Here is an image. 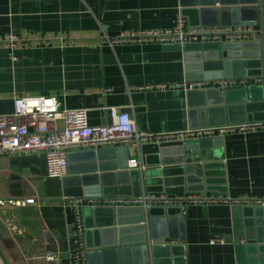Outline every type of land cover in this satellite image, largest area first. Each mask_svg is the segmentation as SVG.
Instances as JSON below:
<instances>
[{"label": "crops", "instance_id": "0c3cea01", "mask_svg": "<svg viewBox=\"0 0 264 264\" xmlns=\"http://www.w3.org/2000/svg\"><path fill=\"white\" fill-rule=\"evenodd\" d=\"M182 6L183 0H0V39H19L13 52L16 60L11 50L0 47V115L13 112L12 97L18 95L55 97L65 108H84L91 125L110 123L109 111L117 108L133 116L137 129L150 135L194 130L201 124L228 120L264 121L263 47L261 57H238L248 51L242 48L234 50L240 53L232 55L235 58H228L224 51L221 70H206L199 52L183 49L186 45L102 44L105 38L126 32L171 29ZM258 8L263 23L259 19L253 25L259 29L261 41L264 0H258ZM197 10L185 7L187 23L199 24ZM39 39L50 43L39 45ZM219 75L247 80L245 87L230 90V103L212 106L224 100L212 92H189L193 84L214 82ZM241 91L251 100L237 104ZM220 146L209 148L212 161L201 162L204 183L191 187L194 192H188L185 179L176 169L181 150H160L154 145H143L140 151L129 149V158H148L150 163L160 160L159 167L135 169L139 170V184L103 189V199L107 200L146 195L220 199L207 204L140 205L145 210L153 208L157 216L162 213L160 209L169 208L171 215L182 214L185 220L184 240L150 245L152 264H238L236 240L240 245L252 244V220L243 216L242 225L235 227L232 208L246 207L237 203L243 197L264 196V129L227 135L221 138ZM77 159L73 154L74 166L79 163H74ZM29 199L35 203L19 205ZM83 209V222L89 227H97V218L101 224L111 219L107 206H87L84 215ZM134 217L127 214L125 218ZM10 222L22 235L12 232ZM72 225L70 199L64 198L61 180L47 178L43 157L0 158L3 264H71ZM94 230L87 235L89 244L98 240ZM219 238L226 243L211 244Z\"/></svg>", "mask_w": 264, "mask_h": 264}, {"label": "built area", "instance_id": "2783aa9c", "mask_svg": "<svg viewBox=\"0 0 264 264\" xmlns=\"http://www.w3.org/2000/svg\"><path fill=\"white\" fill-rule=\"evenodd\" d=\"M259 29L253 25L191 27L182 15L178 14L174 25L168 30H146L122 33L114 38H105L104 45L121 46L129 44H221L229 42H252L260 40ZM39 45L49 44L47 40H37ZM19 46V39L8 36L0 39V47L12 53ZM261 80H258L260 83ZM246 79L217 80L200 82L190 86V90L217 89L222 93L245 87ZM183 87V86H182ZM138 89V88H137ZM141 89V88H139ZM108 92H112L109 90ZM14 110L11 114L0 115V158L38 156L46 161V176L49 179L62 180L67 176V157L70 152L120 148L140 150L143 145H160L169 142H189L204 138H223L227 135H245L264 129V123H247L243 125L215 128L189 129L177 133L150 135L137 129L133 116L123 110L112 108L109 113L111 122L104 125H91L87 110L84 108L68 109L55 97H12ZM130 169H140V159L129 161ZM219 198L188 195L182 199L167 198L163 195H146L138 199H74L70 200L73 215V245L69 254L71 264H87L86 242L82 209L87 206L140 207V205H181L186 203H212ZM29 199L19 205L34 204ZM237 203L252 207H264L263 197H243ZM14 234L22 235L21 230L10 222ZM225 244L224 238L213 239L211 244Z\"/></svg>", "mask_w": 264, "mask_h": 264}, {"label": "water", "instance_id": "95a60500", "mask_svg": "<svg viewBox=\"0 0 264 264\" xmlns=\"http://www.w3.org/2000/svg\"><path fill=\"white\" fill-rule=\"evenodd\" d=\"M183 0L181 15L186 18L184 13L185 7L198 9L199 24L191 27H219V26H244L258 23L259 19L263 23V17L259 15L258 0ZM220 8H216V6ZM209 14L211 17H209ZM189 20V18H187ZM264 48V28H262V40L252 42H229L221 44H192L183 46L185 50H197L199 59L204 61L206 70H221L222 53L227 52L228 58H235L232 55L240 54L234 50L247 49L238 57L253 56L261 57V48ZM253 52H251V50ZM232 51V52H231ZM250 51V52H249ZM251 53V54H249ZM264 55V50H263ZM248 77V76H247ZM262 78L261 76H258ZM230 80V77L224 78L217 76L214 80ZM264 88V87H263ZM215 93V95L224 100L212 103V106L230 103L228 97L230 90L222 93L217 89L206 90H189V92ZM237 104L246 103L251 97L241 91ZM264 101V97L262 98ZM211 106V104L209 105ZM247 123H264L232 121L228 120L222 124L200 125L199 129L215 128L224 126L243 125ZM192 129V128H191ZM196 129V128H195ZM221 138H204L197 141L189 142H169L157 146L160 150L165 148H179L182 153L180 158L179 176L186 181L188 192H194L196 185L203 186V165L210 160L209 148H218ZM141 149V148H140ZM140 151V150H139ZM162 152V151H161ZM73 154L78 156V165L74 166L71 162ZM141 156V154H140ZM129 149L120 148H103L73 151L68 154L67 176L61 180L64 198L74 199H103V189L117 186L139 184L138 171L129 168ZM143 169L159 167L160 160L150 163L148 158L141 157ZM147 160V161H146ZM175 169V170H176ZM165 171H163L164 174ZM167 172H165L166 175ZM167 176V175H166ZM146 194H149L145 190ZM106 208V207H104ZM108 208V207H107ZM153 208L145 210L142 207H109L106 209L110 212L111 219L108 223L101 224L98 222L97 227H89L84 222V235L86 248L87 264H152L150 259V245L152 243L163 244L165 241L184 240L185 220L182 214L171 215V209H160L161 215L157 216L152 213ZM83 209V215H84ZM235 219L234 226L242 225L243 216L251 222L254 228L252 244H237L236 240V257L238 264H263L264 259V207L234 206L232 208ZM127 214L135 215L134 219H126ZM248 227V226H247ZM252 228V229H253ZM95 229V230H94ZM95 231L98 240L91 244L87 242V235L90 231ZM134 238V239H130ZM97 241V242H96ZM133 241V242H131ZM132 245V246H130ZM0 264H3L0 259Z\"/></svg>", "mask_w": 264, "mask_h": 264}, {"label": "rangeland", "instance_id": "374dc122", "mask_svg": "<svg viewBox=\"0 0 264 264\" xmlns=\"http://www.w3.org/2000/svg\"><path fill=\"white\" fill-rule=\"evenodd\" d=\"M253 27H255V28H256V26H254V25H253Z\"/></svg>", "mask_w": 264, "mask_h": 264}]
</instances>
